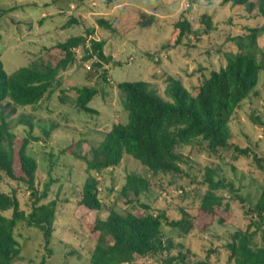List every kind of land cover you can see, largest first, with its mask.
Wrapping results in <instances>:
<instances>
[{
	"label": "rangeland",
	"instance_id": "1",
	"mask_svg": "<svg viewBox=\"0 0 264 264\" xmlns=\"http://www.w3.org/2000/svg\"><path fill=\"white\" fill-rule=\"evenodd\" d=\"M200 3L197 5L191 0H0V59L8 74L29 65L45 48L70 36L83 35L88 28L95 30L93 38L106 40L104 52L113 59L105 64L108 81L102 83L104 95L92 102L98 114L80 112L69 102L75 97L73 87L102 80L98 76L103 69L98 70L97 76L87 78L91 62L82 63L84 51L76 49L82 67L78 63L65 72L62 85L50 97L36 106L19 107L10 118L13 131L19 136H26L29 126L26 122L17 124L18 119L25 117L32 122L33 135L39 140L31 143L28 153L38 161L37 187L41 192L51 180L44 202H57L53 239L49 245L52 252L46 249L41 230L21 222L15 230L21 259L15 264H92L90 255L98 234L92 233L91 226L97 218L104 219L107 214L79 204L88 173L85 161L76 153L90 155L91 148L100 143L113 124L128 120L126 97L117 87L118 83L153 82L164 95L165 75L171 74L181 78L196 94V87L209 71L226 65V53L238 52L235 42L228 37L243 35L248 27L264 24L263 18L248 16L243 6L223 4L222 0H201ZM137 12L155 14L157 21L150 27H142L136 22ZM184 14L193 27L189 37H183L178 44L180 30L175 23L181 21ZM203 14L213 17V29L198 35L197 31L203 30L200 23ZM70 17L78 24L66 26ZM101 18L112 22L116 29L101 27L98 23ZM258 46L259 58L264 60V34L258 38ZM254 92L232 117L230 142L242 148L257 149L264 157V126L250 118L254 111L264 123V69ZM63 97L67 101L61 100ZM183 152L188 159L183 165V176L154 177L129 155L116 167L101 174L94 171L90 174L100 179V196L106 205L115 204L119 210L139 216L165 211L170 220H179L185 210L194 217L195 227L188 233L164 224L165 235L182 245L173 250L172 255L182 251L188 255L187 264L198 261L232 264L226 245L235 231L249 229L251 222L241 202L233 198L238 194L246 199V207L249 206L261 192L264 174L251 158L234 159L230 149L222 158L209 156L197 147H186ZM206 166L217 167L219 178L233 183L236 190V193L230 189L218 191L229 203L230 210L216 211L215 217L202 215L199 210L201 197L207 190ZM130 173L147 177L151 181L149 191L138 197L133 193L125 197L121 190ZM0 186L6 193H16L25 213L32 210L34 201L25 185L4 177ZM4 214L10 217L12 211ZM221 217L224 223L218 222ZM254 229L250 228V232ZM261 237V232L255 236L259 244H262ZM154 263L151 259H140L135 264Z\"/></svg>",
	"mask_w": 264,
	"mask_h": 264
},
{
	"label": "trees",
	"instance_id": "2",
	"mask_svg": "<svg viewBox=\"0 0 264 264\" xmlns=\"http://www.w3.org/2000/svg\"><path fill=\"white\" fill-rule=\"evenodd\" d=\"M201 0H191L201 4ZM223 4L243 6L248 16L264 19V0H222ZM136 22L142 27H150L156 21L155 14L137 12ZM101 27L115 30L116 26L103 18L98 20ZM203 25L198 35H205L213 29V17L203 14ZM78 24L70 17L66 26ZM180 30L176 42L189 37L193 23L184 14L183 19L175 23ZM95 30L88 28L85 34L70 36L59 41L45 51L29 65L17 68L8 74L0 59V181L6 177L26 186L33 199L29 213L21 209L16 193H6L0 186V264H15L21 259V248L15 236L19 223L42 231L44 245L49 253L53 239L56 220L57 202H44L52 181L45 185L43 191L37 187V159L28 153L30 145L39 138L33 135V124L25 117H20L17 124L26 122L29 131L26 136H19L13 131L10 119L19 107L36 106L50 97L64 80L63 74L78 64L76 49L83 50L81 62H91L87 78L97 76L98 70L102 80L96 84L75 86L73 99H69L75 108L87 114H98L92 106L95 98L104 95L102 83L108 81L105 64L112 62V56L106 55V40L93 38ZM264 34V24L248 27L247 32L237 37H228L235 42L238 52H227V63L219 70H211L200 80L194 94L182 79L171 74L165 75L164 95L153 82L138 80L124 81L117 84L125 94L126 122H118L110 127L100 143L92 147L90 155L76 153L86 163L88 176L82 187L79 204L92 211L105 213L107 216L97 218L91 226L92 233H97L94 248L91 251L92 264H135L140 259L154 260V264H187L188 255L179 251L172 255L179 245L164 233V224L188 233L195 227V218L185 210L179 220H170L165 211L147 212L139 216L130 211H121L114 205H106L100 196V179L92 171H103L118 166L125 155L133 157L144 165L152 174L183 176V165L188 163L183 152L186 147L201 148L209 156L222 158L228 149L234 159L240 156L251 158L254 165L264 174V157L257 149L250 146L242 148L233 145L231 120L242 103L255 94L259 85L260 73L264 69V60L259 58L258 38ZM87 42L90 46L85 48ZM54 51V52H53ZM56 52V53H55ZM81 64V63H79ZM82 67V64L79 65ZM67 101L66 97L61 98ZM250 118L262 127L260 117L252 112ZM52 127L51 129H53ZM48 136L50 132H45ZM72 148V146L70 147ZM207 190L201 197L199 210L202 215L216 216V211L227 212L230 205L218 191L230 189L236 193L233 183H226L219 178L217 167H205ZM151 181L140 174L130 173L126 176L122 194L128 197L133 193L138 197L149 191ZM241 202L251 222L249 229L237 230L226 245L229 261L232 264H264V177L261 192L255 201L246 207V199L238 194L233 198ZM133 202V200H129ZM12 211L10 217L4 212ZM221 217L219 223H224ZM255 227L250 232V228ZM204 228V227H203ZM261 232V243L255 236ZM194 264H207L198 261Z\"/></svg>",
	"mask_w": 264,
	"mask_h": 264
},
{
	"label": "built area",
	"instance_id": "3",
	"mask_svg": "<svg viewBox=\"0 0 264 264\" xmlns=\"http://www.w3.org/2000/svg\"><path fill=\"white\" fill-rule=\"evenodd\" d=\"M89 46H90V42H87L85 48H88Z\"/></svg>",
	"mask_w": 264,
	"mask_h": 264
}]
</instances>
